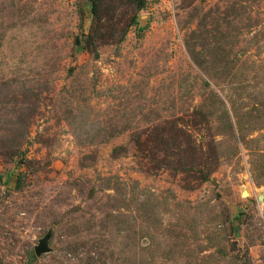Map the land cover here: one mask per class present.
I'll return each instance as SVG.
<instances>
[{
  "label": "rangeland",
  "instance_id": "rangeland-1",
  "mask_svg": "<svg viewBox=\"0 0 264 264\" xmlns=\"http://www.w3.org/2000/svg\"><path fill=\"white\" fill-rule=\"evenodd\" d=\"M0 264H264V0H0Z\"/></svg>",
  "mask_w": 264,
  "mask_h": 264
},
{
  "label": "water",
  "instance_id": "water-1",
  "mask_svg": "<svg viewBox=\"0 0 264 264\" xmlns=\"http://www.w3.org/2000/svg\"><path fill=\"white\" fill-rule=\"evenodd\" d=\"M48 239H45L44 241H42L40 247L37 249V253L40 255L43 252L48 251Z\"/></svg>",
  "mask_w": 264,
  "mask_h": 264
}]
</instances>
